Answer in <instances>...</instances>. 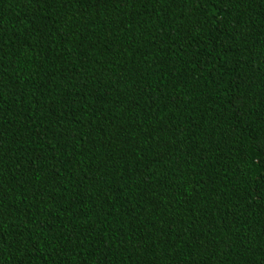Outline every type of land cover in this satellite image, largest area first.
<instances>
[{"label":"trees","instance_id":"trees-1","mask_svg":"<svg viewBox=\"0 0 264 264\" xmlns=\"http://www.w3.org/2000/svg\"><path fill=\"white\" fill-rule=\"evenodd\" d=\"M0 264H264V0H0Z\"/></svg>","mask_w":264,"mask_h":264}]
</instances>
